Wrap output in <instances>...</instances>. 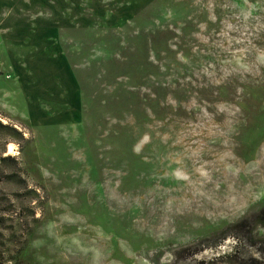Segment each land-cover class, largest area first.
I'll return each mask as SVG.
<instances>
[{"label":"rangeland","instance_id":"rangeland-1","mask_svg":"<svg viewBox=\"0 0 264 264\" xmlns=\"http://www.w3.org/2000/svg\"><path fill=\"white\" fill-rule=\"evenodd\" d=\"M0 72V248L264 264V0H0Z\"/></svg>","mask_w":264,"mask_h":264},{"label":"trees","instance_id":"trees-1","mask_svg":"<svg viewBox=\"0 0 264 264\" xmlns=\"http://www.w3.org/2000/svg\"><path fill=\"white\" fill-rule=\"evenodd\" d=\"M19 217L17 215H14L13 213H8L7 216H4L0 219V223L4 222V221H10L13 223V225L11 224V228L14 227L16 224H20L19 223ZM262 214L259 213L256 218H255V223L256 224H260V225H264V220H262ZM238 251V248H236V250H234V254H236ZM21 252L18 250L16 252H12L10 249L8 248H0V264H25L22 262L21 260Z\"/></svg>","mask_w":264,"mask_h":264},{"label":"built area","instance_id":"built-area-1","mask_svg":"<svg viewBox=\"0 0 264 264\" xmlns=\"http://www.w3.org/2000/svg\"><path fill=\"white\" fill-rule=\"evenodd\" d=\"M1 77H4V78H10V75L9 74H2L1 72H0V78Z\"/></svg>","mask_w":264,"mask_h":264}]
</instances>
